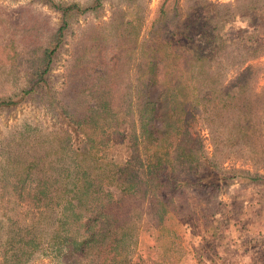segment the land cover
Returning a JSON list of instances; mask_svg holds the SVG:
<instances>
[{"label":"trees","instance_id":"1","mask_svg":"<svg viewBox=\"0 0 264 264\" xmlns=\"http://www.w3.org/2000/svg\"><path fill=\"white\" fill-rule=\"evenodd\" d=\"M43 1L57 11L60 24L41 51L31 39L40 52H33L36 69L25 83L18 85L9 69L2 73V81L18 91L0 97V110L38 96L61 126L49 133L48 147L0 161V238L12 252L2 264H22L35 252L60 254L69 264H131L139 227L163 233L175 217L204 224L215 214L218 178L225 181L228 173L217 154L250 139L256 110L246 92L260 63H248L235 84H226L220 62L165 37L163 6L140 42V1L121 0L124 14L110 25L120 37H133L135 46L111 49L108 58L102 44L92 45L86 53L101 69L89 68L103 82L63 100L49 75L69 24L98 13L109 0ZM214 28L219 32L217 22ZM217 36L222 49L225 42ZM132 60L134 75L125 78L123 67ZM199 128L207 130L210 152ZM219 169L224 172L209 183ZM191 193L200 194L197 202ZM10 202L23 207L19 219L8 216L16 210L6 208Z\"/></svg>","mask_w":264,"mask_h":264},{"label":"rangeland","instance_id":"2","mask_svg":"<svg viewBox=\"0 0 264 264\" xmlns=\"http://www.w3.org/2000/svg\"><path fill=\"white\" fill-rule=\"evenodd\" d=\"M55 1L83 5L87 0ZM139 1L144 11L140 42L148 39V32L163 6L168 18L165 37L178 44L194 46L199 55L211 62H220L226 84H235L248 63H260V68L248 79L246 92L256 110L253 119L256 126L249 133L250 139L245 145L217 154L228 173L225 181L218 178L217 198L213 203L215 214L204 224L196 222L192 216L175 217L166 222L163 233L139 227L138 245L131 253V264H264V0ZM123 14L122 1L109 0L98 13L79 15L71 21L65 44L58 50L49 75L51 89L60 92L63 100L71 101L82 90H90L103 82L89 68L101 69L100 65H95L91 54L86 53L92 45L101 47L102 44L108 58L111 49L135 46L133 37L126 34L120 37L117 29L111 28ZM216 22L217 33L225 42L222 49L214 28ZM59 24V14L43 0H0V97L15 95L18 91V86L2 81V73L9 69L18 76V85L25 83L26 75L36 69L33 52H40L48 44ZM93 37L98 39L92 40ZM31 39L39 42L40 51L34 48ZM125 64L126 76L120 75L132 79L133 60ZM60 126L56 115L38 96L1 109L0 161L16 153L31 154L48 147L53 142V134L49 133L56 132ZM199 130L210 152L207 130ZM224 170L212 175L209 183H215V175L219 176ZM199 196L191 193L189 198L197 202ZM11 203L4 204L8 208ZM10 206L16 210L7 212L8 216L19 219L23 207L16 203ZM171 229L177 234L171 233ZM2 239L0 264L12 253L2 244ZM60 257V254L35 252L29 258L24 257L22 264H69Z\"/></svg>","mask_w":264,"mask_h":264}]
</instances>
